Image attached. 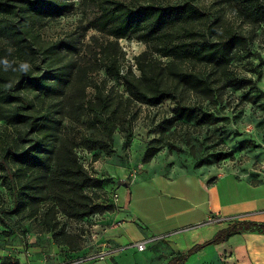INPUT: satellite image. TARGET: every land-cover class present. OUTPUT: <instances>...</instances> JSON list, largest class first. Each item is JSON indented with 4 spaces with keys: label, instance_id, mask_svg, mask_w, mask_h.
Listing matches in <instances>:
<instances>
[{
    "label": "trees",
    "instance_id": "16d2710c",
    "mask_svg": "<svg viewBox=\"0 0 264 264\" xmlns=\"http://www.w3.org/2000/svg\"><path fill=\"white\" fill-rule=\"evenodd\" d=\"M234 1L239 16L264 25V0ZM76 9L84 15L93 12L88 28L111 38L96 45V63L89 66H79L75 60V41L46 42L38 29L41 22ZM134 37L152 46L158 55L138 57L140 75L132 67L121 69V52L116 50L120 39ZM251 40L248 33L223 26L219 15L206 11L198 0H0V121L24 127L0 155V164L13 184L15 212L38 217L47 203L42 226L53 231L58 245H67L71 251L82 249L84 226L75 232L59 230V214L84 222L97 212L114 209V204L105 201V187L116 181L91 173L81 163L78 150L87 149L94 161L99 160L95 148H107L118 124L130 121L131 104L158 107L167 99L175 105L160 123L162 140L167 138L173 149L181 136L189 139L192 134L200 138L206 134L208 138L215 123L229 120L216 110L229 89H243L241 100L250 93L255 94L254 101L264 98L258 85L262 73L257 67L249 70L258 79L232 68ZM186 61L210 69V73L182 68ZM102 68L114 81H123L128 94L114 109L110 89L90 77ZM89 86L95 88L93 97H88ZM181 89L195 98L184 99ZM84 114H89L92 126L102 125L105 136L86 135L80 146L63 123L68 117ZM216 144L220 150L227 149L224 137ZM159 150L150 145L144 160H151ZM227 155L232 153L219 154L216 159ZM245 231L264 234V221H231L210 240L176 251L164 264H185L206 246L224 243ZM8 264L20 263L11 258Z\"/></svg>",
    "mask_w": 264,
    "mask_h": 264
},
{
    "label": "rangeland",
    "instance_id": "374dc122",
    "mask_svg": "<svg viewBox=\"0 0 264 264\" xmlns=\"http://www.w3.org/2000/svg\"><path fill=\"white\" fill-rule=\"evenodd\" d=\"M198 1L206 11L219 15L223 26L244 31L252 37L248 50L236 58L232 63V68L253 79H258L257 74L249 70L257 67L262 73L258 79V85L264 91V25L251 24L242 15L239 16L234 0ZM93 16V12H87L84 15L81 10L76 9L67 16L41 22L38 29L46 42L75 41L77 48L72 53L75 60L79 66H89L91 63H96L94 61L96 45L111 39L94 28H88ZM151 49L152 46L150 47L136 37L120 39L116 50L121 52V69L126 71L132 67L133 73L140 75V70L137 67L138 57L144 53H148V58L158 57L157 53ZM260 59H262L261 63ZM164 60L166 59L163 58L162 61ZM182 68H197L210 73V69L206 70V68L188 61L182 63ZM90 77L105 83L107 89H110L114 103L112 109L117 107L122 97L124 99L128 96L123 81H114L103 68L100 69V72L91 74ZM179 91L180 96L184 99L192 101L195 98L187 91L182 89ZM244 92L243 89H229L225 93L222 104L217 105L216 110L218 109L221 117L227 116L229 120L215 123L211 127L212 132L208 138H206V134L201 138L199 135L192 134L189 139L181 136L182 138H178L174 143L173 149L167 138L162 140L160 123L164 116L172 112L175 105L174 101L167 99L158 107L141 103L131 104L130 121L124 125L118 124L113 133V140L107 148H95L101 156L97 161L101 163L95 164L96 167L91 169L92 173L99 175L102 172L114 175L122 182V185L128 183L132 187L129 206L136 213L138 222L144 227L145 235L141 234L138 239L148 242L144 251L138 249L136 243L139 241H136L128 248L116 252V259L112 254H108L105 259H91L89 257L101 252V250L92 247L93 222L90 220L84 222L68 220L64 214H59L61 222L59 230L66 229L75 232L84 226L86 230L84 247L77 251H71L67 245H58L53 231H48L42 226L41 215L44 213L47 203L43 204L38 217H29L23 212H15L13 184L0 164V264H8L11 258L18 260L20 264H116V261L119 264H164L176 251H185L197 242L199 243L200 240L196 241V235L211 236L210 234L220 227L219 222L196 223L189 228H182L164 236L157 235L159 230L154 231V225L150 224L154 220L166 219V214L171 211L172 207L181 205L180 200L171 198L170 195L177 192L176 188L181 186L182 182L176 186L168 185L166 182L153 181L149 178L152 172L150 165L151 161L157 163L164 160L166 172L163 174L171 180L174 168L188 171L197 170L200 167H221L224 163L242 164L248 161L253 151L264 155V98L260 97L259 101H254L255 94L250 93L241 100ZM87 93L88 97H93L95 88L89 86ZM118 119L119 116L116 113L114 121L118 123ZM90 121L89 114H84L68 117L63 124L70 136L80 146H84L82 141L86 135L105 136V129L102 125L95 127L90 124ZM23 130L24 127H18L6 120L0 121V155L4 154ZM220 137H224L226 140L227 149L220 150V147L217 146L216 143ZM150 145L160 150L151 160L145 161L143 157ZM223 153H232V155H227L224 159H216L217 155ZM258 163L256 167L262 169L264 162ZM132 172L136 174L135 177L132 176ZM106 201H109L108 197ZM175 220L174 218L172 221ZM147 224L150 226L149 228L146 227ZM88 247L95 250H87ZM214 250V248H209L206 252L194 253L185 264H231L225 260V251L218 249L214 252Z\"/></svg>",
    "mask_w": 264,
    "mask_h": 264
},
{
    "label": "crops",
    "instance_id": "0c3cea01",
    "mask_svg": "<svg viewBox=\"0 0 264 264\" xmlns=\"http://www.w3.org/2000/svg\"><path fill=\"white\" fill-rule=\"evenodd\" d=\"M257 161L264 162V155L253 151L248 161L242 164L224 163L221 167H200L188 171L174 168L171 180L163 174L166 172L164 160L157 163L151 161L150 179L176 186L182 182L181 186H177V192L170 195L171 198L180 200L182 206L172 207L169 213L166 212V219L154 220L150 224L154 225L153 230L158 229L157 235L164 236L214 217L220 227L215 229L211 236H195L196 241L204 243L231 221H264V167L257 168ZM101 174L110 175L102 172ZM110 176L119 180L114 175ZM120 183L119 189L117 188L120 194L117 205L114 209L106 211L102 218L92 225V247L112 254L114 259L117 257L116 252L128 248L133 242H140L138 239L141 234L145 235L143 225L138 222L136 213L129 206L132 187L128 183ZM174 218L176 220L172 221ZM146 227L150 226L147 224ZM94 248L88 247L87 250H95ZM209 248L225 251V260L231 264H264L262 233L241 232L224 243L209 245L200 251L206 252ZM115 263L119 264L117 261Z\"/></svg>",
    "mask_w": 264,
    "mask_h": 264
},
{
    "label": "built area",
    "instance_id": "2783aa9c",
    "mask_svg": "<svg viewBox=\"0 0 264 264\" xmlns=\"http://www.w3.org/2000/svg\"><path fill=\"white\" fill-rule=\"evenodd\" d=\"M93 153L88 151L87 149H83V148H80L78 150V155H79V158H80V161L81 163L84 165L85 168H87L91 173V169L95 166L96 167V163L97 161H94L93 160ZM134 170V169H133ZM136 173V171H135ZM134 172H132V176L135 177V174ZM96 176H101V177H111L110 175H96ZM116 182L114 183H111L109 185H107L105 187V191L107 193V197L109 199V201H106L107 203H112V204H115L118 202L119 200V192L117 190V188H119L118 186L121 184L119 180L115 179ZM104 201V200H103ZM104 213H95L93 214L91 217H90V220L93 222V225L96 224L103 216ZM214 222H217V219L214 218V217H209L204 223L206 224H210V223H214ZM147 241H140V242H137L136 245L138 247V249L140 251H144L146 248H147ZM108 255V252L106 251H101L99 253H97V255L93 256V257H89L91 259H105L106 256Z\"/></svg>",
    "mask_w": 264,
    "mask_h": 264
}]
</instances>
